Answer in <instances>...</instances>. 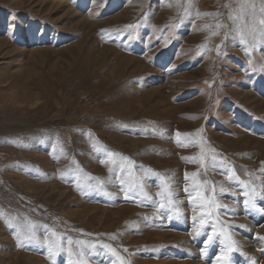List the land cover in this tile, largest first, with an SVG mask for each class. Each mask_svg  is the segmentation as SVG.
<instances>
[{
    "label": "rangeland",
    "instance_id": "1",
    "mask_svg": "<svg viewBox=\"0 0 264 264\" xmlns=\"http://www.w3.org/2000/svg\"><path fill=\"white\" fill-rule=\"evenodd\" d=\"M262 8L264 0H0V264H68L81 252L88 264H215L222 237L205 250L211 228L195 236L200 209L189 206L185 172H200L205 195L214 185L234 213L218 210L239 248L231 264H264L251 244L263 248L264 200L245 208L238 183L264 188ZM202 149L205 168L184 159ZM163 183L179 219L159 209ZM29 222L39 242L18 246L13 233ZM45 236L60 240V255L49 257ZM68 236L86 241L71 256Z\"/></svg>",
    "mask_w": 264,
    "mask_h": 264
},
{
    "label": "snow or ice",
    "instance_id": "2",
    "mask_svg": "<svg viewBox=\"0 0 264 264\" xmlns=\"http://www.w3.org/2000/svg\"><path fill=\"white\" fill-rule=\"evenodd\" d=\"M261 11H264V8H262ZM259 23L261 25H264V19H261ZM127 27L132 28L134 26L128 25ZM175 27L178 28L180 27V25H175ZM216 27L220 28L223 26L220 24H217ZM261 36H262V39L259 41V43L264 44V30H262ZM164 39H165V42L167 43L168 38L165 37ZM241 42L243 43V37H241ZM219 51H220L219 47H217L218 54H219ZM261 51H264V48H262ZM176 136H177V143H180L179 141L180 134L177 133ZM183 146H187V145H183ZM108 155L111 157L116 154L109 152ZM121 159L124 161H127L129 165L133 164V161L130 160V158L127 156H123L121 157ZM184 159L190 160V162L192 163L198 162L202 169L205 168V159H204L203 149L201 150V154L199 157H191V158L185 157ZM212 161L213 162L216 161L215 155L212 156ZM101 163H104V161L102 160ZM121 169L123 170V165L121 166ZM261 172H264V169H261ZM199 175H200V172H192V173L185 172V176H184L185 182H190V185H191L190 187L186 186L183 189L185 195L188 197L189 206L191 207L193 213H195L197 209H200L199 215L193 214L191 216V219L194 222L193 232L195 236L198 237L205 230L206 226L211 228V233L207 235V239L205 241V250L207 249L209 245L212 244L215 238L222 237V239H220L219 242L221 245H223V247L221 248L219 254L215 257V264H231L230 254L233 252H238L239 248L237 247L236 241L232 238V236L230 235L228 231V228L230 227V225H227L225 222L219 219L218 210L223 209V211L229 215L234 214V213L231 209L228 208V206L222 205L217 201L216 190H215L214 185L211 188L212 195L211 196L205 195V192L203 191V189H206L208 182L206 180L203 182L199 181L197 179ZM227 175H228L229 181H232L233 178L235 177V173L233 171H229ZM123 183L124 181L121 179V185H123ZM238 183L242 185L241 194L244 197H246L243 200V204L245 208H252V209L257 208V203H256L257 197H259L261 200H264V188H262L261 191H257L255 188H252L250 191H248L247 189L249 188V185H247L242 180L238 181ZM79 187L80 185L77 184V188ZM162 188L163 190L160 193H157V195L163 196L165 195V192H167V204L161 202L159 204V209L160 210H170L173 213V215L177 219H179L182 215H184V213H182L180 208L174 203L173 192L171 191L170 186L167 183H163ZM220 193L221 195H232L233 198H235V193L226 192L223 188H221ZM103 195L107 197L113 194L107 191H104ZM125 195L127 196V192L125 193ZM218 226H219V230H218ZM8 227L12 228L13 226L9 224ZM35 227H36L35 224L29 222L27 225L26 232L18 231L16 233H13L15 238L17 239L18 246H21V247L24 246L25 242H31V241L39 242L35 234V231H34ZM44 227H47V226L45 225ZM237 227H244V226L238 225ZM52 236L56 237L57 233L53 231ZM113 239H115V237H113ZM258 239L264 240V237H258ZM43 242L48 247V254L50 258L60 255L61 252L63 251V247L59 239L50 240L47 236H45ZM73 243L77 245H84L86 244V241L84 240L74 241L71 236H68L66 240V244L68 246L67 252L69 256L73 254V249L71 247ZM102 247L109 249L113 255H117L116 250L114 248H111L110 245L104 244L102 245ZM125 251L127 250L125 249ZM261 251L264 252V249H262ZM79 255L81 257L80 259L76 261L69 260L68 264H88V261L83 259V252L79 253ZM120 264H125V262L121 259ZM252 264H256L254 259H253Z\"/></svg>",
    "mask_w": 264,
    "mask_h": 264
},
{
    "label": "bare ground",
    "instance_id": "3",
    "mask_svg": "<svg viewBox=\"0 0 264 264\" xmlns=\"http://www.w3.org/2000/svg\"><path fill=\"white\" fill-rule=\"evenodd\" d=\"M78 22H79V21H78ZM80 48H81V47H80ZM259 106H260V105H259ZM257 144H259L260 146H264V144H262V143H257ZM252 217H253V216H252ZM254 217H255V216H254ZM254 217H253V218H254ZM254 219H255V218H254ZM254 219H253V220H254ZM260 219H261V218H260ZM260 219H259V220H260ZM257 220H258V219H257ZM258 223H259V222H258ZM252 227H253V226H252ZM261 233H264V227H263V229L261 230ZM169 236H172V235H169ZM172 237H173V239L175 238L174 236H172ZM163 238H165V237H163ZM176 241H180V242H181V241H184V237H182V236H181V237H176ZM256 242H257L256 240H255V242H254V241L251 242V244H252V249H256V250L258 249L259 251L262 250V249H264V243H261V245L263 246V248H258V247L256 248L255 246H258V244H256ZM215 246H216V245H215ZM260 252H262V251H260ZM262 254H263V253H262ZM206 258H207V257H206ZM186 264H198V263H196V262L194 261V262H192V263L188 262V263H186Z\"/></svg>",
    "mask_w": 264,
    "mask_h": 264
},
{
    "label": "trees",
    "instance_id": "4",
    "mask_svg": "<svg viewBox=\"0 0 264 264\" xmlns=\"http://www.w3.org/2000/svg\"><path fill=\"white\" fill-rule=\"evenodd\" d=\"M262 83V82H261ZM262 85V84H261Z\"/></svg>",
    "mask_w": 264,
    "mask_h": 264
}]
</instances>
